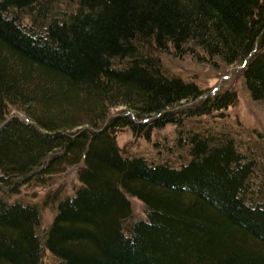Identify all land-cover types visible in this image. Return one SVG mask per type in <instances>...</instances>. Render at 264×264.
I'll return each instance as SVG.
<instances>
[{"label":"trees","instance_id":"16d2710c","mask_svg":"<svg viewBox=\"0 0 264 264\" xmlns=\"http://www.w3.org/2000/svg\"><path fill=\"white\" fill-rule=\"evenodd\" d=\"M187 55L245 63L264 108V0H0V264H264V136L208 128L237 98L165 66ZM167 126L157 159L116 144Z\"/></svg>","mask_w":264,"mask_h":264},{"label":"rangeland","instance_id":"374dc122","mask_svg":"<svg viewBox=\"0 0 264 264\" xmlns=\"http://www.w3.org/2000/svg\"><path fill=\"white\" fill-rule=\"evenodd\" d=\"M165 66L174 75L181 77V79L188 82H194L198 88L203 92L204 96L222 94L224 92H233L236 95L237 102L234 106L217 113L211 119L213 124L208 126L209 129H215L216 132L220 130L231 131L237 133L238 131H253L256 134L264 136V108L254 103L249 93L247 92L242 71L245 63L235 64L233 66L225 67L220 63L215 65H206L195 62L190 56L184 58H175L165 56L163 58ZM194 103H187L181 107H189ZM122 109H117L112 112L113 115L118 114ZM175 137V129L172 126L164 127L161 130L153 131L150 139L142 137H135L129 130H123L116 134V144L129 156H144L148 159H157L159 149L163 145L172 141ZM247 139V136H244ZM63 186L67 193L70 194L78 186L75 178V173H67L57 177L56 184L48 188H31L24 189L22 197L24 201L37 203L48 193L53 192L58 187ZM131 206L133 210V218L135 220L144 219L142 204L131 199ZM53 215L49 210H42V227L45 228ZM52 262L48 255H46L44 264H51Z\"/></svg>","mask_w":264,"mask_h":264}]
</instances>
